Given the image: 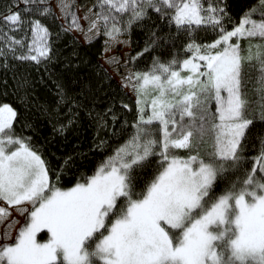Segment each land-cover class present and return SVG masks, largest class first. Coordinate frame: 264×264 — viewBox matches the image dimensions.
<instances>
[{
  "label": "snow or ice",
  "instance_id": "snow-or-ice-1",
  "mask_svg": "<svg viewBox=\"0 0 264 264\" xmlns=\"http://www.w3.org/2000/svg\"><path fill=\"white\" fill-rule=\"evenodd\" d=\"M0 69V264H264V0H0Z\"/></svg>",
  "mask_w": 264,
  "mask_h": 264
},
{
  "label": "trees",
  "instance_id": "trees-1",
  "mask_svg": "<svg viewBox=\"0 0 264 264\" xmlns=\"http://www.w3.org/2000/svg\"><path fill=\"white\" fill-rule=\"evenodd\" d=\"M80 2H82V0H80ZM89 2H91V0H89ZM252 2H256V0H231L233 8L236 10H239L242 6H244L248 3H252ZM141 43H142V41H141ZM102 47H103V45L101 43L93 42L91 47H86V46L82 45L81 51H87L89 53L90 60L92 62L99 61L101 63V61H100L101 55L99 53H100V49ZM147 62H150V60L146 61V63ZM54 67H56L57 72H61V69L58 66L54 65ZM63 71H64L65 84L68 87V89H70V91L79 92V83L77 81H75L74 79L72 81H69L67 78L68 74L71 71H76V72L81 73L85 77H87V75L92 72V69L88 65L85 64V65H81L79 68L74 69V70L73 69H66ZM0 76H2V69H0ZM252 76H253V78H255V71L252 72ZM56 78L57 77H55V76H53L51 79H48L46 77V87H47L48 95L44 96L41 94V92L39 90L37 91V95L40 96L41 101H43L47 98H50L54 94L55 84L53 83V81ZM113 80L118 81L114 76H113ZM41 87L44 88V85H42ZM125 91H126V89H125ZM128 95L131 96L129 93H128ZM126 102H127V100H126ZM96 103H97L98 107H102L106 103V100L103 97H101L99 100H97ZM49 131H50V129H49ZM90 132H91V129L82 128V129H80L79 133L70 134V139L68 141L61 143V144L52 145L51 146L52 151L56 152L57 149H59L60 151H64L65 145H67L68 147L74 146L76 144V139L78 136L80 137V147L82 149L88 148L90 145V140H91Z\"/></svg>",
  "mask_w": 264,
  "mask_h": 264
},
{
  "label": "rangeland",
  "instance_id": "rangeland-1",
  "mask_svg": "<svg viewBox=\"0 0 264 264\" xmlns=\"http://www.w3.org/2000/svg\"><path fill=\"white\" fill-rule=\"evenodd\" d=\"M126 51H127V48H124V47H122V46H114V47L111 49V52L108 53V54L110 55V54L115 53V54H117V55H121L123 52H126ZM100 61H101V63H104V60H103V57H102V56L100 57ZM105 67H109V66H108L107 64H105ZM109 71L112 72V69L109 68ZM113 76H114L117 80H119V76H118L117 74L113 73ZM126 91H127L131 96L133 95V93H132L129 89H126ZM2 230H3V225L0 224V231H2Z\"/></svg>",
  "mask_w": 264,
  "mask_h": 264
}]
</instances>
